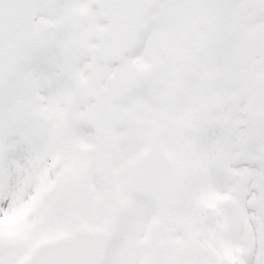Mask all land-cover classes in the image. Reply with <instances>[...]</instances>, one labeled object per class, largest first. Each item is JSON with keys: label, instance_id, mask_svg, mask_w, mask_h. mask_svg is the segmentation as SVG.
Segmentation results:
<instances>
[{"label": "snow or ice", "instance_id": "1", "mask_svg": "<svg viewBox=\"0 0 264 264\" xmlns=\"http://www.w3.org/2000/svg\"><path fill=\"white\" fill-rule=\"evenodd\" d=\"M0 264H264V0H0Z\"/></svg>", "mask_w": 264, "mask_h": 264}]
</instances>
